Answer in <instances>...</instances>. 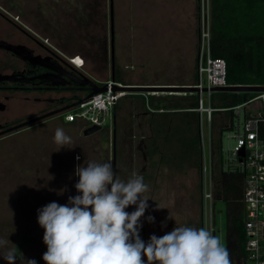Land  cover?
<instances>
[{
  "label": "rangeland",
  "instance_id": "1",
  "mask_svg": "<svg viewBox=\"0 0 264 264\" xmlns=\"http://www.w3.org/2000/svg\"><path fill=\"white\" fill-rule=\"evenodd\" d=\"M203 8L210 13V0H114V73L123 79L121 85L195 86L192 80L198 73L202 22L199 14L203 15ZM0 12L9 20H1L3 26L11 28L18 37L24 38L18 31L24 29L60 55L71 59L81 57L85 62L82 70L96 83L112 80L110 0H0ZM81 60L78 59L79 64ZM126 93L128 96L119 101L115 119L113 110L110 116H105L102 130L88 137L83 136L81 130L69 134L66 126L57 120L5 137L6 140L0 142V240L8 238L10 243L4 247L15 251L16 264L33 259L36 264H45L42 257L47 248L43 243L44 230L38 224V210L51 202L67 204L71 196L72 183L64 179L63 170L68 171L72 180V163L66 167L56 162H66L69 155L67 152L65 156L54 143L58 127L71 137L72 143L66 145V150H74L71 154L75 161L110 162L113 166V129L116 125L117 177L127 181L136 173L142 175L148 185V191L143 194L149 199L148 208L139 222L140 238L146 244L152 235L161 237L175 227H202L201 171L196 162L199 154L196 151V157L183 158L182 148L174 138V128L181 126L184 116L150 114L139 97L155 96L170 102L177 97L189 98L196 92L154 89ZM64 95L71 97L72 94L53 96ZM217 98L215 92L214 101ZM204 106L208 107L206 99ZM215 106L224 108L219 100ZM143 112L149 115L144 117ZM24 113L23 108L12 105L7 111H0V122H15ZM227 120L228 116L218 115L213 121L216 143L219 129ZM190 123L199 132V121L195 123L190 118ZM203 138L207 145L206 116ZM223 140L228 152L224 153L222 162L229 170L237 171L240 168L238 162L232 161L229 152L232 141ZM154 141H157V148L152 152ZM201 151L199 146L200 159ZM135 210V205L126 209L129 213ZM226 215L227 207L217 202L214 206L215 235L225 247ZM149 216L154 218L153 223L148 222ZM236 263L244 264L243 261ZM0 264L7 262L0 257Z\"/></svg>",
  "mask_w": 264,
  "mask_h": 264
},
{
  "label": "clouds",
  "instance_id": "2",
  "mask_svg": "<svg viewBox=\"0 0 264 264\" xmlns=\"http://www.w3.org/2000/svg\"><path fill=\"white\" fill-rule=\"evenodd\" d=\"M54 143L62 149L72 139L58 127ZM75 175L79 195L70 196L67 204L51 202L38 210L45 264H232L219 236L204 227H175L161 237L152 235L146 244L139 234L149 200L143 196L148 185L142 175L133 173L124 181L110 162L97 161L77 166ZM133 205L136 210L127 212ZM148 222L154 218L149 216ZM8 243V238L0 240V257L16 264L15 251L4 247Z\"/></svg>",
  "mask_w": 264,
  "mask_h": 264
},
{
  "label": "built area",
  "instance_id": "3",
  "mask_svg": "<svg viewBox=\"0 0 264 264\" xmlns=\"http://www.w3.org/2000/svg\"><path fill=\"white\" fill-rule=\"evenodd\" d=\"M205 7V6H204ZM211 29L209 11L203 8L202 27L200 31V47L197 60L198 82L195 87L198 106L192 110L199 116V136L201 146V190H202V227L215 235L214 206L216 204V184L218 169L229 170L224 162L220 163V154L224 155L228 149L224 147V138L232 141L229 152L232 161H237L238 171L244 174L243 203L245 206V250L249 261L264 264V92L231 108H216L213 88L228 87L226 83L227 65L224 60L213 59L211 56ZM75 59H69L70 64L82 70L84 66L76 65ZM100 84V83H99ZM107 91L93 96L84 103L77 104L60 115L68 123L83 121L86 127L101 126L105 116L109 115L118 101L128 96L121 83L109 81L102 83ZM117 87V89L115 88ZM208 89L205 92V89ZM217 93V92H216ZM208 107L204 106V101ZM152 113H163V110ZM218 115L228 116V120L219 129V143L217 147L213 121ZM204 116L209 130V143H204ZM226 134V135H225ZM207 146V147H206ZM208 148V150H207ZM208 151V153H207ZM244 151V155L241 153ZM218 159V160H217Z\"/></svg>",
  "mask_w": 264,
  "mask_h": 264
},
{
  "label": "trees",
  "instance_id": "4",
  "mask_svg": "<svg viewBox=\"0 0 264 264\" xmlns=\"http://www.w3.org/2000/svg\"><path fill=\"white\" fill-rule=\"evenodd\" d=\"M210 8L211 56L213 59H221L226 62L227 85L264 86V0H210ZM114 77L116 82H123V79L118 77L116 73H114ZM198 80L197 73L195 77L196 84ZM98 85L102 86V84ZM216 94L219 96L216 101L219 100L224 108L237 106L241 102L248 101L256 96L253 93L230 94L219 92ZM87 95L77 97L72 102L75 103ZM147 98L150 108L156 111H168V114L165 113L163 116H172L171 113L178 116L179 113L185 114L186 110H194L198 106L197 95H191L189 98L177 97L170 102H166L161 97L150 96ZM164 131L163 128L160 132L163 133ZM174 133V138L182 148L183 158L190 159L192 156L196 157L198 153L199 158H196V162L200 167V136L199 132L192 131L190 120L183 117L181 126H176ZM219 146L218 141L217 147ZM156 148L157 141H154L152 152H155ZM219 161L222 163L221 154ZM243 182L244 174L242 172L224 170L221 166L215 194L216 203L220 201L227 207L226 248L231 259L250 262L249 255L245 250Z\"/></svg>",
  "mask_w": 264,
  "mask_h": 264
},
{
  "label": "flooded vegetation",
  "instance_id": "5",
  "mask_svg": "<svg viewBox=\"0 0 264 264\" xmlns=\"http://www.w3.org/2000/svg\"><path fill=\"white\" fill-rule=\"evenodd\" d=\"M1 20L9 21L3 12H0V111H7L10 106L16 105L17 108H23L25 113L15 122H0V132L67 109L74 104L73 99L87 94L86 89L89 87L85 78L90 76L83 70L73 67L69 62L70 58L60 55L53 47L41 42L26 30L20 29L18 31L26 39L23 40L24 38L18 37L11 28L4 27ZM8 46L21 49L15 53ZM74 59L76 65L84 66L85 62L81 57ZM78 59L81 60V64ZM62 94L72 95L71 97L53 96ZM52 118L54 117L6 134L0 137V140Z\"/></svg>",
  "mask_w": 264,
  "mask_h": 264
},
{
  "label": "water",
  "instance_id": "6",
  "mask_svg": "<svg viewBox=\"0 0 264 264\" xmlns=\"http://www.w3.org/2000/svg\"><path fill=\"white\" fill-rule=\"evenodd\" d=\"M110 27H111V64H112V81L115 82L114 77V71H115V13H114V0H110ZM9 49H11L13 52L18 53V49H21L20 47H13L8 46ZM20 53V52H19ZM57 71V70H56ZM60 72V71H57ZM63 77V76H62ZM87 79V85L88 89H86L87 96L81 100H78L77 104L84 103L85 101L91 99L93 96L101 94L103 92L107 91V87L99 86L98 83L93 81L92 79L86 77ZM117 89V87H115ZM123 89L127 90L128 92H143L146 90H154V89H171V90H182L187 92H199V88L192 86V87H138V86H126ZM208 89H205V92H207ZM211 92H228V93H259L264 92V86H242V85H236V86H228L223 88H213L211 89ZM73 106V105H72ZM71 107H68L67 109L57 111L51 114H48L44 117L37 118L31 121H27L24 123H21L19 125H16L14 127H11L7 129L6 131L0 132V137L11 134L13 132L19 131L23 128H26L30 125H33L35 123L41 122L42 120H45L47 118L60 116L62 113H64L66 110H70ZM102 129L101 126H93L84 131L85 136H90ZM241 155H244V151H242ZM115 164V163H114Z\"/></svg>",
  "mask_w": 264,
  "mask_h": 264
},
{
  "label": "crops",
  "instance_id": "7",
  "mask_svg": "<svg viewBox=\"0 0 264 264\" xmlns=\"http://www.w3.org/2000/svg\"><path fill=\"white\" fill-rule=\"evenodd\" d=\"M201 8V7H200ZM199 16H200V18H201V13L199 14ZM201 21H202V18H201ZM209 22H210V29H211V32H212V28H211V8H210V13H209ZM201 27H202V22H201V24H200V29H199V47H200V31H201ZM198 53H199V50H198ZM197 67V66H196ZM197 69V68H196ZM196 75H197V73H196ZM196 75L194 76V79L192 80V84L194 85V83H195V77H196ZM185 87V86H184ZM142 100H143V103L146 105V108H147V110L149 111V109H152V108H150L149 106H148V103H147V100H148V98L147 97H145L146 99H144L143 97H141V96H139ZM159 98V97H158ZM146 101V102H145ZM119 101L117 102V104L115 105V107H114V119H115V117H116V114H117V110H118V105H119ZM73 105V104H72ZM112 110V111H113ZM152 110H154V109H152ZM111 111V112H112ZM156 111V110H155ZM159 111V110H158ZM164 111V110H163ZM187 112V113H186ZM186 112H184L185 114H181V113H179V115L180 116H184L186 119H189L190 120V118H193V120H194V122L196 121H198V115L196 114V112H192V110H186ZM149 113L150 114H152V112H150L149 111ZM149 113L148 112H143V115L142 116H148L149 115ZM165 113H167L168 114V111L166 112V110L163 112V113H159V112H156V113H153V114H157V116H163V115H165ZM169 113H171V112H169ZM195 115V116H194ZM176 116V115H175ZM183 118V117H182ZM181 118V119H182ZM57 120H60V122H61V124L63 125V126H66V128H67V132L69 133V134H73V132H78V130H81L82 131V134H83V136H85L84 135V131L86 130V129H88V128H90V127H86V124L83 122V121H80V120H78V121H76V122H73V123H68V122H66L65 120H64V118H62V117H60V116H57V117H54V118H52L51 120H49V121H46V122H43V123H41V124H39V125H42V124H45V123H47V124H49L50 122H54V121H57ZM151 121V120H150ZM59 122V121H58ZM151 123H152V121H151ZM38 125V126H39ZM147 128H149V122L147 121ZM152 125V124H151ZM71 126V127H70ZM36 127V126H35ZM35 127H33V128H29L30 130H32V129H34ZM71 128V129H70ZM28 130V129H27ZM102 130V129H101ZM144 129H142V132L144 133V131H143ZM195 130H196V128H195ZM195 130L193 129V126H192V131L193 132H195ZM23 132H25V131H22V132H18V133H15V134H12V135H9V137H12V136H14V135H17V134H20V133H23ZM9 137H7V138H9ZM85 137H88V136H85ZM3 140H6V139H4V138H2L1 140H0V142L1 141H3ZM113 147V171H114V174L117 176V129H116V125H115V127H114V129H113V145H112ZM66 147V146H65ZM63 150V153H65V156H66V153L67 152H69V155L68 156H66V162H63V161H59V160H57L56 162H57V164H65L66 165V167H70V165L69 164H71L72 163V165H71V168H73V171H74V174H75V169H76V167L77 166H80V165H83L85 162L82 160H79V161H75L74 160V158L72 157V154H71V152H73L74 150H72V149H70V148H68L67 150H66V148H65V150L66 151H64V148H62L61 149V151ZM115 163V164H114ZM200 168V167H199ZM56 170V169H55ZM62 171V170H61ZM63 176H64V179L67 181V183L69 182H71L72 183V186H71V188H72V191H71V196L72 197H74V196H76L77 194H78V192L76 191V189H75V184L76 183H78V180H79V177H77L76 175H74L73 174V177H72V180L70 179V174H68V171L67 170H63ZM68 179H69V181H68ZM71 180V181H70ZM66 183V184H67ZM68 186V185H67ZM69 190V189H68ZM68 190H67V193H68ZM70 194V193H69ZM232 260V264H237L236 262L238 261V262H240V261H243V260H237V259H231ZM244 262V264H247L248 262H245V261H243Z\"/></svg>",
  "mask_w": 264,
  "mask_h": 264
}]
</instances>
